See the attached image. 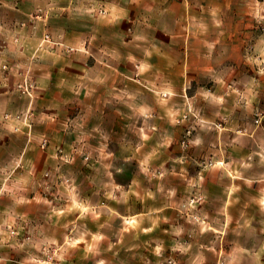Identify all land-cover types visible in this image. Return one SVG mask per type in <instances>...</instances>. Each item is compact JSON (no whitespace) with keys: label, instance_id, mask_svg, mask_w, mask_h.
I'll return each instance as SVG.
<instances>
[{"label":"crops","instance_id":"crops-1","mask_svg":"<svg viewBox=\"0 0 264 264\" xmlns=\"http://www.w3.org/2000/svg\"><path fill=\"white\" fill-rule=\"evenodd\" d=\"M75 1L76 11H69ZM33 2L46 8V24L27 22L30 9L26 7ZM258 3L260 0H0L3 33L20 23L28 25L16 28L20 38L12 49L20 64L29 61L33 74H47L57 66L54 71L63 81L75 62V57L66 56V49L77 47V113L84 114L79 121L77 118L81 126V134L74 137L77 141L99 145L103 139L101 114L107 113L111 125L117 114H126V135L140 129L142 144L147 146L175 144L189 131L190 165L210 162L207 168H193L191 173L210 178L204 187L201 218L214 227L222 244L207 250L185 249L180 257L186 264H264V124L260 118L246 116L247 109L264 114V106L256 95L257 84L251 96L254 105L249 108L245 105L252 91L241 90V82L257 80L258 73H250L249 66L262 63L257 56L261 44L255 38L254 55H249L251 46L246 40L248 34H257L249 17L257 13ZM101 7L107 15L95 13ZM41 31L57 32V51L24 58L22 34ZM70 33H76V45L65 41ZM2 49L4 52L5 43L0 41ZM3 74L0 71V113L24 111L20 99V105L11 104L7 89L11 87ZM133 90L135 100H131ZM167 96L175 97L173 106L165 104L162 98ZM167 112L184 114L187 120L179 126L168 124ZM86 113L94 114L93 132L85 125ZM134 114L154 117L138 116V127L133 125ZM44 120L37 117L34 129L44 132L51 145L67 142L71 131L77 130L52 118ZM2 123L12 131L9 123ZM12 125L20 126L19 122ZM87 134H92L88 142ZM35 138V142L40 140ZM25 144H29L25 138L0 135L1 204L6 203L2 195L7 188L16 185ZM157 160L161 161L160 156ZM180 219V224L193 223L191 218Z\"/></svg>","mask_w":264,"mask_h":264},{"label":"rangeland","instance_id":"rangeland-1","mask_svg":"<svg viewBox=\"0 0 264 264\" xmlns=\"http://www.w3.org/2000/svg\"><path fill=\"white\" fill-rule=\"evenodd\" d=\"M32 4L26 7L31 11L27 13V22L46 24V8L36 6V2ZM76 6V1L71 2L69 11H76ZM255 7L257 13L249 18L257 34H248L246 40L251 47L247 52L254 55L256 38L261 44L257 56L262 63L249 66L250 73H258L257 80L241 82V90L252 91L257 84L256 95L261 100L260 106H264V0ZM94 11L97 15H107L103 7ZM73 17L76 20V12ZM27 26L20 23L5 33L0 28V41L5 43V51L0 50V71L11 87H7L12 94L11 104L20 105V99L25 105L21 112L0 113V135H16L29 142L16 170V185L7 188L2 195L6 203H0V264H186L183 256L180 257L185 249L221 246V236L201 218L206 196L204 187L210 178L192 176L193 168H207L210 162L203 160L195 167L190 165L189 131L175 144L147 146L142 144L140 129L134 128L126 135V114H117L111 125V115L107 113L101 114L103 139L99 145H83L74 138L81 134L77 118L84 115L77 113L78 49H66V56L75 57V62L68 67L63 81L61 74L54 71L57 66L49 68L47 74L42 71L33 74L29 61L20 64L14 59L18 55L12 49L20 38L17 29ZM22 36L20 52L28 60L40 52L46 56L44 53L57 51L60 42L57 32ZM76 38V33H70L65 41L68 39L76 45ZM26 87L29 94L24 90ZM132 94L131 100H135L136 91ZM253 95L252 91L246 108L254 105ZM174 98L162 99L166 105L173 106ZM247 110V117L260 118L264 124V114ZM85 115V125L93 132L94 114ZM142 115L154 117L134 114L133 125L140 127L137 119ZM5 116L26 119L29 128L20 122L21 133L6 129L2 123ZM183 116L167 112L165 119L168 124L179 126L187 120ZM37 117L44 121L52 118L77 130L71 131L67 142L51 145L44 132L34 129ZM91 135L87 134L86 141ZM37 136L40 140L35 142ZM158 156L161 161L157 160ZM166 172L170 175L165 176ZM181 217L191 218L193 223L180 224Z\"/></svg>","mask_w":264,"mask_h":264},{"label":"built area","instance_id":"built-area-1","mask_svg":"<svg viewBox=\"0 0 264 264\" xmlns=\"http://www.w3.org/2000/svg\"><path fill=\"white\" fill-rule=\"evenodd\" d=\"M35 18H38V16H36ZM3 68L5 69V66ZM23 86L24 85L21 84L19 87L22 88ZM24 90L26 93L29 94L27 87ZM4 120L11 125V128H12L13 132H15V133H21L22 132L21 129L19 128V126L12 125L15 122L16 123L17 122H19V123L23 122L24 125L29 128V125L26 123V119L24 120L23 118H20L19 116H14V117L13 116H5ZM25 134L29 135V132H27ZM43 146H45V143H43Z\"/></svg>","mask_w":264,"mask_h":264}]
</instances>
